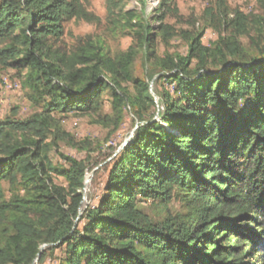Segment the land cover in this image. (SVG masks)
Instances as JSON below:
<instances>
[{"label":"trees","instance_id":"trees-1","mask_svg":"<svg viewBox=\"0 0 264 264\" xmlns=\"http://www.w3.org/2000/svg\"><path fill=\"white\" fill-rule=\"evenodd\" d=\"M157 1L150 13L139 0L138 13L108 0L109 18L132 37L112 54L90 39L63 42L67 23L97 20L90 0H0V80L25 73L36 110L0 121V264H264V44L226 0L193 31L167 22L183 20L176 0ZM209 29L218 38L206 45ZM176 37L186 55H160ZM126 111L137 129L83 210L86 161L58 153L57 165L52 154L61 143L89 146L61 118L94 117L116 131Z\"/></svg>","mask_w":264,"mask_h":264},{"label":"rangeland","instance_id":"rangeland-1","mask_svg":"<svg viewBox=\"0 0 264 264\" xmlns=\"http://www.w3.org/2000/svg\"><path fill=\"white\" fill-rule=\"evenodd\" d=\"M148 9L152 13L153 3L157 0H147ZM126 10L140 12L142 7L139 0H124ZM217 0H176L180 16L183 20L178 23L175 19H169L167 22L177 27V29H185L193 31L195 25L200 28L203 26V13L205 9L211 5H215ZM227 4L233 10H240L250 18L251 36L258 38L264 44V35L257 36L254 28L258 23L262 25V33L264 34V2L262 0H226ZM108 0H90L87 10L97 19L94 22H86L83 20H73L66 25V32L63 38L65 45L72 47L77 45L80 40L88 39L100 42L109 49L110 53L117 54L126 51L132 45V37L128 35L121 25H116L108 15ZM254 28V29H253ZM229 33V32H228ZM228 33H224L228 34ZM218 38V33L209 29L205 33L204 43L207 45ZM241 41L246 47L251 46L250 38L242 37ZM159 54L168 52L170 54L186 55V43L180 37L174 38L168 47L159 46ZM143 59L140 58L136 62L137 76L143 75ZM23 76L25 75L22 74ZM23 76L13 69L4 71L0 80V121L6 118L27 119L36 110L27 101L25 90L23 89ZM37 80L40 79V72L36 73ZM163 85H154L155 91H161ZM105 113L110 115L111 109L108 97H105ZM97 119L88 116H78L69 114L61 118V126L63 129L75 138L77 142H85L88 150L74 149L65 143H61L59 150L53 152V162L62 165L63 162L58 157V153L86 161L88 165L87 179L85 183V199L83 202V210L92 205H96L102 194L103 187L107 180V166L113 153H118L121 148L127 145L136 128L134 117L125 112V119L118 130H114L112 125L104 126L96 122ZM111 157V158H110ZM62 179H58L61 184ZM155 203H149L146 206L147 212L153 217H157L154 208ZM234 242L229 240L227 243ZM61 251L56 252V256H60ZM37 264V263H36ZM45 264H57L52 260H48Z\"/></svg>","mask_w":264,"mask_h":264},{"label":"bare ground","instance_id":"bare-ground-1","mask_svg":"<svg viewBox=\"0 0 264 264\" xmlns=\"http://www.w3.org/2000/svg\"><path fill=\"white\" fill-rule=\"evenodd\" d=\"M151 2H152V0H151ZM154 4V7L152 8L153 10L158 6V1L156 2V3H153ZM152 10V11H153ZM148 11H149V9H148ZM156 11V10H155ZM130 140V139H129Z\"/></svg>","mask_w":264,"mask_h":264},{"label":"water","instance_id":"water-1","mask_svg":"<svg viewBox=\"0 0 264 264\" xmlns=\"http://www.w3.org/2000/svg\"><path fill=\"white\" fill-rule=\"evenodd\" d=\"M136 129H137V128H135L134 132L136 131ZM134 132H133V133H134ZM127 144H128V143H127ZM121 149H123V148H121ZM121 149H120V150H121Z\"/></svg>","mask_w":264,"mask_h":264},{"label":"built area","instance_id":"built-area-1","mask_svg":"<svg viewBox=\"0 0 264 264\" xmlns=\"http://www.w3.org/2000/svg\"><path fill=\"white\" fill-rule=\"evenodd\" d=\"M131 138H132V136H131Z\"/></svg>","mask_w":264,"mask_h":264}]
</instances>
